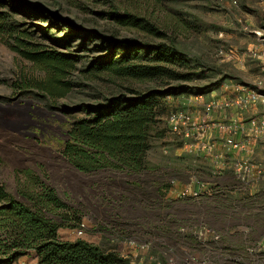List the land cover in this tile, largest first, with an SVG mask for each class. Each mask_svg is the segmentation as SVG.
I'll use <instances>...</instances> for the list:
<instances>
[{
	"label": "rangeland",
	"instance_id": "rangeland-1",
	"mask_svg": "<svg viewBox=\"0 0 264 264\" xmlns=\"http://www.w3.org/2000/svg\"><path fill=\"white\" fill-rule=\"evenodd\" d=\"M8 1L18 7L31 4L57 10L85 27H96L120 38L174 43L192 63L190 71L194 77L183 82H157L93 72V63L108 50H91V38L74 35L65 26L53 24L49 29L51 36L45 37L44 29L51 25L50 20L24 14L28 29L39 30L34 33V39L66 55H78L79 62L77 70L69 75L72 90L51 102L39 90L18 88L22 74H43L0 38V187L19 197L18 187L26 184L27 177H41L65 203L78 211L85 225L81 235L76 232L78 225L60 227L61 239H86L129 257L135 264H167L171 258L177 264H184L189 254H201L209 264H232V254L221 252L220 243L200 247L192 232L202 223L232 231L236 218L249 219L257 233L263 232L264 222L259 220H264V193L248 197L247 211H235L232 206L234 181L222 177L229 171L232 174V149L226 144V139L232 137V121L215 122L208 118L213 130L224 133L219 138L222 148L195 149L188 145L202 139L211 144L216 138L212 135L199 138L195 134L189 138L173 132L168 115L188 110L205 116L203 109L199 112L194 109L199 106L195 102L203 101L202 92L207 90L215 92L208 101L222 103L216 108L220 111L230 107L232 100L217 98L219 87H232V98L237 85L264 89V18L260 0ZM112 7L149 18L166 35L158 38L130 25L115 24L104 14ZM255 30L262 35H257ZM155 87L178 88L169 97H162V107L151 127L144 170L107 167L82 172L62 155L67 130L74 119L84 115L86 105L103 103L117 93L130 95L131 89ZM188 102L193 105L186 107ZM239 113L244 117L248 112ZM217 150L221 151V158ZM257 151V159L264 158L263 150ZM213 171L217 174L213 175ZM193 176L204 182L208 193L197 198H181L179 191ZM139 243L148 246L140 249Z\"/></svg>",
	"mask_w": 264,
	"mask_h": 264
},
{
	"label": "trees",
	"instance_id": "trees-1",
	"mask_svg": "<svg viewBox=\"0 0 264 264\" xmlns=\"http://www.w3.org/2000/svg\"><path fill=\"white\" fill-rule=\"evenodd\" d=\"M24 14L50 20L51 25L44 29L45 37L51 36L49 29L53 24L65 26L74 35L91 38V50H108L93 63V72H108L138 81L193 80L192 63L174 43L120 38L96 27H85L57 10L31 4L18 7L0 0V38L43 74H22L18 88L39 90L51 102L72 90L69 75L77 70L79 57L66 55L34 39V33L39 30L28 29ZM104 14L121 27L130 25L158 38L166 35L149 18L137 13L112 7ZM177 88L131 89L130 95L117 93L103 103L86 105L84 115L74 119L67 130L62 155L82 172L107 167L144 170L151 127L162 107V97L166 98ZM26 179V184L18 187L19 197L0 187V264L11 263L29 251L36 253L38 264H135L129 257L86 239H61L60 227L82 223L78 211L65 203L41 177ZM170 186L171 183L166 188Z\"/></svg>",
	"mask_w": 264,
	"mask_h": 264
},
{
	"label": "built area",
	"instance_id": "built-area-1",
	"mask_svg": "<svg viewBox=\"0 0 264 264\" xmlns=\"http://www.w3.org/2000/svg\"><path fill=\"white\" fill-rule=\"evenodd\" d=\"M260 2L264 4V0H260ZM255 33L257 35H262V32L258 30H255ZM234 94L232 98V109H237L238 112L246 111L248 112V116L244 118L238 113V118L232 121V137L226 139V144L232 149V175L234 177L232 190L235 192L244 191L250 193L253 187H257L261 183H264V158L257 159L258 148L260 149L264 146V89L245 88L237 85ZM167 97H169V95ZM225 104L228 106L229 103L226 102ZM204 105L205 116L192 114L188 110L171 112L168 115L170 130L176 133H183L189 138L194 134L199 136V138L205 137V133L210 127L207 116L210 112L222 106V103L211 100ZM197 143L200 144V148H202L205 142L204 139H202V141L199 140ZM204 146L208 150H211L215 144L209 143ZM217 171H213L212 174H217ZM171 182H173V180ZM205 193L208 192L205 189L204 182L199 177L193 176L190 177L188 184L184 186L178 194L181 198H197ZM246 226H243L244 228L241 229L244 233H248L252 228ZM84 227L85 225L83 222L77 227L76 232L78 235L83 234ZM192 236L196 239L197 243L201 245L200 247H205L209 243H219L221 240L220 232L204 223L200 224L199 228L192 232ZM147 246L148 244L146 243H139L137 245L140 249H146ZM263 248L264 238H260L247 247L246 252L253 257ZM202 257L201 254H189L184 264H209L208 260ZM236 259L237 261L241 260L239 258ZM167 264L177 263L171 258L168 260ZM249 264L257 263L249 262Z\"/></svg>",
	"mask_w": 264,
	"mask_h": 264
},
{
	"label": "crops",
	"instance_id": "crops-1",
	"mask_svg": "<svg viewBox=\"0 0 264 264\" xmlns=\"http://www.w3.org/2000/svg\"><path fill=\"white\" fill-rule=\"evenodd\" d=\"M261 5V4H260ZM262 8V15L264 18V4L262 3L261 5ZM264 21V20H263ZM220 93L217 94V98H228L230 100H232V87L230 89H223V87H219ZM203 95V101H196L195 104H199V106H197V108L194 109V112H199L202 109L205 112V107L203 106L205 103L209 102L208 100L211 98V96H215L213 94H215V92H210V90L204 91L202 92ZM206 101V102H205ZM193 104L188 102L186 103V107H191ZM212 112L213 115L211 113L208 114V118H210V120H213L215 122H223V121H228L231 122L233 121L235 118H238V111L237 109H232V104L231 106L227 107L225 110H213ZM211 114V115H210ZM241 114V113H239ZM248 116V113H246V115H244V118H246ZM210 131V132H209ZM222 134L224 135L223 131H219L218 129L214 128V130L209 127L208 130L205 133V136H214L216 138V141H214L213 143L215 144V147L218 149L219 147L222 148V141L219 140V138L222 136ZM204 145L205 144H209L208 140H204ZM203 145L202 149L205 148V146ZM194 146L195 149H199L200 148V144L195 143L188 145V147H192ZM260 150H263L262 152H264V146L260 148ZM219 152H216L218 157H222V153L220 150H217ZM232 154V153H231ZM226 177L227 178H232V182L234 181V177L231 174V172L229 171L227 174L223 175L222 177ZM264 193V183H261L260 185H258L257 187H253V189H251L250 193L248 192H244V191H237L234 192L235 196H232V206L235 207V211L239 210V209H243L244 211H247L250 207H248L250 205L249 203V196H252L255 193ZM232 194V191H231ZM244 194V196H243ZM235 221L232 222V231L228 230L227 231H222L220 229L215 228L218 232H221V240H220V250L221 252H223L224 254H232V264H249V262H255L257 264H264V248L259 251L258 253H256L253 257L248 255V253L246 252V248L249 247L250 245H252L256 240L260 239V238H264V231L261 233H257L254 229V225L251 223V221L249 219H244V220H239V219H234ZM264 222V220H259V223ZM250 226L251 230L248 233H244L241 229L244 228L243 226ZM246 226V227H247ZM254 226V227H253ZM223 232V233H222ZM59 234V233H58ZM236 258L241 259L240 261H237ZM253 258V259H252ZM236 259V260H235ZM8 264H38V258L37 255L34 251H29L27 254L21 255L18 258H16L14 261H12L11 263Z\"/></svg>",
	"mask_w": 264,
	"mask_h": 264
},
{
	"label": "water",
	"instance_id": "water-1",
	"mask_svg": "<svg viewBox=\"0 0 264 264\" xmlns=\"http://www.w3.org/2000/svg\"><path fill=\"white\" fill-rule=\"evenodd\" d=\"M28 103L30 102V101H27ZM0 105H1V103H0Z\"/></svg>",
	"mask_w": 264,
	"mask_h": 264
}]
</instances>
